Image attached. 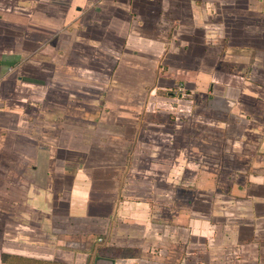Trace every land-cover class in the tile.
Here are the masks:
<instances>
[{
    "label": "crops",
    "instance_id": "obj_1",
    "mask_svg": "<svg viewBox=\"0 0 264 264\" xmlns=\"http://www.w3.org/2000/svg\"><path fill=\"white\" fill-rule=\"evenodd\" d=\"M0 264H264V0H0Z\"/></svg>",
    "mask_w": 264,
    "mask_h": 264
},
{
    "label": "built area",
    "instance_id": "obj_2",
    "mask_svg": "<svg viewBox=\"0 0 264 264\" xmlns=\"http://www.w3.org/2000/svg\"><path fill=\"white\" fill-rule=\"evenodd\" d=\"M178 90L176 91V93L179 95H181L184 92V88L182 86L177 88Z\"/></svg>",
    "mask_w": 264,
    "mask_h": 264
},
{
    "label": "rangeland",
    "instance_id": "obj_3",
    "mask_svg": "<svg viewBox=\"0 0 264 264\" xmlns=\"http://www.w3.org/2000/svg\"><path fill=\"white\" fill-rule=\"evenodd\" d=\"M181 86H182V85H181ZM177 90H178V89H176V91H177ZM127 256H131V252H128V251H127V252L125 253V257H124V258L127 259V258H128ZM129 258H131V257H129Z\"/></svg>",
    "mask_w": 264,
    "mask_h": 264
}]
</instances>
